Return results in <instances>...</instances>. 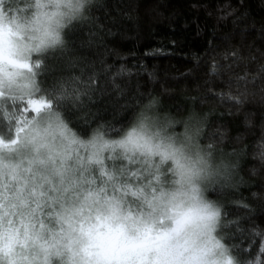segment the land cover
Segmentation results:
<instances>
[{"label":"clouds","instance_id":"obj_1","mask_svg":"<svg viewBox=\"0 0 264 264\" xmlns=\"http://www.w3.org/2000/svg\"><path fill=\"white\" fill-rule=\"evenodd\" d=\"M102 6L0 0V264H264V223L227 208L246 186L245 207L264 210V139L247 151L212 132L205 105L174 112L151 94L80 131L103 69L89 32L70 35ZM233 94L264 113V72ZM40 97L51 107L23 111Z\"/></svg>","mask_w":264,"mask_h":264},{"label":"trees","instance_id":"obj_2","mask_svg":"<svg viewBox=\"0 0 264 264\" xmlns=\"http://www.w3.org/2000/svg\"><path fill=\"white\" fill-rule=\"evenodd\" d=\"M95 16L90 31L85 27L70 35L78 42L89 32L94 48L84 54L103 69L78 125L82 133L98 121L118 125L127 120L132 104L151 94L174 112L193 103L205 105L212 132L242 142L247 151L264 139L259 105L233 94L264 72L259 63L264 0H103ZM58 63L52 61L54 69ZM226 80L235 84L225 87ZM254 163L248 157L244 166ZM247 200L248 189L242 186L237 202L227 206L229 214L244 223H264V210L247 209ZM235 239L244 251L248 241L242 234Z\"/></svg>","mask_w":264,"mask_h":264},{"label":"snow or ice","instance_id":"obj_3","mask_svg":"<svg viewBox=\"0 0 264 264\" xmlns=\"http://www.w3.org/2000/svg\"><path fill=\"white\" fill-rule=\"evenodd\" d=\"M237 103H239L238 100H237ZM50 107H51V101L47 100L45 97H40V98L32 99L28 101L27 108L23 109V111L28 112L29 110H31L34 113H39L45 108H50ZM56 128L61 133V135H64L66 138H68L70 142L76 141V137L74 136V134H72L69 129L63 126L62 122L60 124H57ZM17 131H19V129H17ZM47 131L48 130H45V134H47ZM7 142L15 143L14 140L7 141ZM50 199H53V198L50 197ZM53 207H55V205H53ZM82 211L83 209H81V212ZM60 219L63 220L65 223H67L70 227L76 222L74 216L71 213L67 214L66 217L63 215L60 216Z\"/></svg>","mask_w":264,"mask_h":264}]
</instances>
